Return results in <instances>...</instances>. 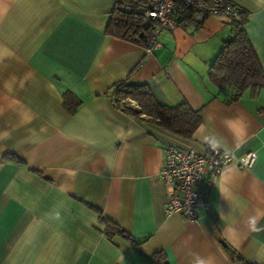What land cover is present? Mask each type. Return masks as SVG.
I'll return each instance as SVG.
<instances>
[{
    "label": "crops",
    "instance_id": "1",
    "mask_svg": "<svg viewBox=\"0 0 264 264\" xmlns=\"http://www.w3.org/2000/svg\"><path fill=\"white\" fill-rule=\"evenodd\" d=\"M116 1L0 0V264H241L235 253L264 264V231L247 225L264 211V90L227 103L207 81L229 18L181 22L147 53L107 33ZM229 1L245 12L264 69V5ZM122 80L144 84L159 103L199 109L192 136L115 108ZM67 93L80 101L72 112ZM210 133L235 158L196 220L166 214L163 145L205 152ZM248 152L254 160L240 166ZM107 222L127 237H108Z\"/></svg>",
    "mask_w": 264,
    "mask_h": 264
},
{
    "label": "trees",
    "instance_id": "2",
    "mask_svg": "<svg viewBox=\"0 0 264 264\" xmlns=\"http://www.w3.org/2000/svg\"><path fill=\"white\" fill-rule=\"evenodd\" d=\"M245 12L240 9L238 17H229L231 36L210 64L207 81L215 92L222 95L227 103L236 101L241 94L250 89L253 93L264 90V69L250 44L245 31ZM180 22H195L191 13L179 17ZM107 33L145 46L152 31V22L146 19L137 4L130 0H117L106 28ZM64 105L72 112L80 102L64 95ZM115 108L123 113L144 120L182 138H190L201 122L199 109H192L186 102L166 105L155 100L144 84H133L127 80L116 83L111 94ZM105 233L111 237L114 233L127 234L115 223L107 222ZM235 258L245 264L243 258L235 253Z\"/></svg>",
    "mask_w": 264,
    "mask_h": 264
},
{
    "label": "built area",
    "instance_id": "3",
    "mask_svg": "<svg viewBox=\"0 0 264 264\" xmlns=\"http://www.w3.org/2000/svg\"><path fill=\"white\" fill-rule=\"evenodd\" d=\"M137 4L143 16L152 22V31L144 49L147 53L159 46L158 36L172 31L181 22L179 17L191 13L195 22L208 15L238 17L241 7L229 0H130ZM163 163L159 177L168 191L165 213H178L196 220L197 209L208 206L207 195L224 164L235 156L222 150L199 152L194 147L181 148L176 143L162 147ZM255 158L248 152L239 159L240 166H249Z\"/></svg>",
    "mask_w": 264,
    "mask_h": 264
},
{
    "label": "clouds",
    "instance_id": "4",
    "mask_svg": "<svg viewBox=\"0 0 264 264\" xmlns=\"http://www.w3.org/2000/svg\"><path fill=\"white\" fill-rule=\"evenodd\" d=\"M254 2L258 5H264V0H254ZM203 140L210 149H223L226 155H232L231 150L215 134H207L203 137ZM262 217H264V211L258 210L253 216H250L248 218L247 225L251 232L264 231V225H260L259 223ZM261 251L264 252V249H262ZM256 258L258 260L261 259V254L258 253ZM195 264H206V262L203 259L197 257L195 260Z\"/></svg>",
    "mask_w": 264,
    "mask_h": 264
}]
</instances>
